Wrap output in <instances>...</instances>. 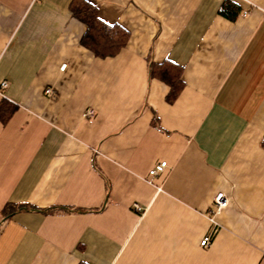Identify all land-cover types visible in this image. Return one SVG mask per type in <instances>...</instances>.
<instances>
[{
	"label": "crops",
	"instance_id": "0c3cea01",
	"mask_svg": "<svg viewBox=\"0 0 264 264\" xmlns=\"http://www.w3.org/2000/svg\"><path fill=\"white\" fill-rule=\"evenodd\" d=\"M76 1L0 0V264H264V0H84L105 58Z\"/></svg>",
	"mask_w": 264,
	"mask_h": 264
},
{
	"label": "trees",
	"instance_id": "16d2710c",
	"mask_svg": "<svg viewBox=\"0 0 264 264\" xmlns=\"http://www.w3.org/2000/svg\"><path fill=\"white\" fill-rule=\"evenodd\" d=\"M73 14L82 21L86 26L87 30L82 39V44L94 52L100 57H113L115 56L124 46L128 39V33L119 25H110L105 23L98 15L97 8L86 1H76L72 5ZM221 13L229 19H234L237 14V10L230 2H225L221 10ZM151 77H156L161 81L168 84L171 88L169 96L167 97L168 102L172 103L179 93L181 92L184 82L182 80V69L181 67L174 66L169 62L162 64L150 65ZM5 105H0V120L7 121L10 114L16 109L12 108L11 112L2 113V108ZM264 147V138L263 143ZM9 207L4 209L6 217H11L16 213L17 209H13L10 212L7 211Z\"/></svg>",
	"mask_w": 264,
	"mask_h": 264
},
{
	"label": "built area",
	"instance_id": "2783aa9c",
	"mask_svg": "<svg viewBox=\"0 0 264 264\" xmlns=\"http://www.w3.org/2000/svg\"><path fill=\"white\" fill-rule=\"evenodd\" d=\"M246 15V13H245ZM66 69V64H64L63 66H61V71L63 72ZM7 83L4 82L1 86L2 88H6L7 87ZM46 93L50 96V97H55V91L52 88H48L46 90ZM87 117H93L95 115V112L93 110H90L86 113ZM169 168V165L167 162L163 161L158 163L152 170H150V177L156 178L158 177L160 174H163L167 169ZM216 204H217V209L218 211L221 210L222 208L226 207L229 203L228 198L224 195V194H218L215 198ZM134 209L136 211H140V206L138 204L134 205ZM213 220V219H212ZM210 236H206L204 238V240L201 242L202 246H206L210 244Z\"/></svg>",
	"mask_w": 264,
	"mask_h": 264
}]
</instances>
